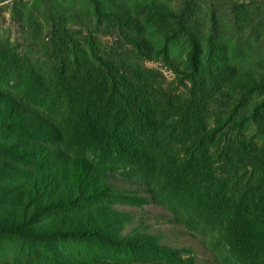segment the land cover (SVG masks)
Masks as SVG:
<instances>
[{
    "label": "trees",
    "instance_id": "trees-1",
    "mask_svg": "<svg viewBox=\"0 0 264 264\" xmlns=\"http://www.w3.org/2000/svg\"><path fill=\"white\" fill-rule=\"evenodd\" d=\"M211 1L206 29L193 0L167 10L190 46L189 84L178 93L143 64L148 40L127 10L113 14L122 47L109 58L79 43L70 58L61 43L77 39L61 13L47 14L51 72L26 87L50 90L66 117L58 122L0 90V148L23 163L0 158V232L89 237L121 252L61 264H205L138 212L154 202L170 221L209 233L232 264H264V71L240 68L217 41L226 32L237 50L264 61V0Z\"/></svg>",
    "mask_w": 264,
    "mask_h": 264
},
{
    "label": "rangeland",
    "instance_id": "rangeland-1",
    "mask_svg": "<svg viewBox=\"0 0 264 264\" xmlns=\"http://www.w3.org/2000/svg\"><path fill=\"white\" fill-rule=\"evenodd\" d=\"M99 1L103 5L97 9L94 0H0V90L16 95L21 103L36 107L56 121L63 122L66 109L50 90L39 87L35 91L26 87V80L33 74L38 73L48 79L51 72L47 61L53 50V22L47 18V14L53 9L66 18L70 39H77L74 45L65 46L64 42L61 43L64 49L67 47V53L70 52V58H73L72 51L78 43L89 54L94 47L99 56L109 58V53L122 45L120 38L111 34L116 31L113 14L115 11L127 10L141 22L142 34L148 40L143 49L148 51L149 56H144L143 64L159 72L162 88L177 93L186 91L189 81L183 72L190 68V46L177 32L176 17L171 14H177L180 5L188 0ZM193 2L192 13L202 20L206 29L209 24L206 13L212 1ZM168 9L174 13H167ZM131 33L136 36L135 31ZM217 41L225 44L222 51L225 50L230 61L240 68L264 71V61L258 57L255 59L248 47L244 48L251 52L252 57L247 50V53L242 49L237 50L226 32ZM89 59L95 62L91 55ZM5 137L0 132V139ZM87 152L94 155L92 149ZM0 158L11 160L2 148ZM4 180V177H0V184ZM137 210L153 228L164 232L168 243L182 248L184 253L192 252L198 261L205 264H232L222 246L215 244L209 233H200L170 221L171 214L162 205L150 202ZM120 255L121 252L112 245L89 237L63 236L44 240L26 237L15 231L0 232V262L61 264L72 257L115 259Z\"/></svg>",
    "mask_w": 264,
    "mask_h": 264
}]
</instances>
